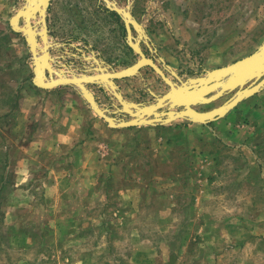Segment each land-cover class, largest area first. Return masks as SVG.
I'll return each instance as SVG.
<instances>
[{"label":"rangeland","instance_id":"374dc122","mask_svg":"<svg viewBox=\"0 0 264 264\" xmlns=\"http://www.w3.org/2000/svg\"><path fill=\"white\" fill-rule=\"evenodd\" d=\"M117 1L127 5V0ZM139 1L152 12L147 23L152 25L154 21L166 27L157 33L156 39L166 47L167 55L184 79L246 56L264 40V0ZM23 2L0 0V127L3 129L0 131L5 138L0 137V154L9 156L5 168L0 164V264H192V258L185 254H195L198 248L205 252L201 264H210L204 261L208 259L206 253L210 254V245H201L200 237H196L206 226L200 229V225L175 223L186 211L192 218L200 212L208 216L213 208L218 218L236 220L253 212L262 216L264 208L255 207L264 205V187L254 178L250 187L236 184L238 177L231 174L228 179L216 178L211 183L213 187L203 183L208 189L204 194L193 187L187 193L184 191L188 186L186 168L178 164L179 150L172 149L171 162H167L160 135L149 137L144 129L120 133L131 141H145L140 144L147 157L144 169L140 166L141 155L137 154L139 159L133 167L138 169H126L120 163L108 167L102 164L95 179L88 175L68 178L67 182L59 178L62 191L56 193L55 184L48 177L50 169L46 165L40 168L34 165L29 181L24 184L26 192H16L20 186L12 170L19 157L26 155L25 151L20 152L18 144L24 139L28 142L33 136L30 127H26L30 121L25 120L26 111L22 116L16 111L6 115L3 105L11 100L13 93L25 96L26 100L30 95L35 96L34 88L28 85L33 76L30 49L21 33L10 35L9 31V20ZM142 72L153 91L162 94L167 89L154 72ZM130 80L131 98L137 102L153 101L145 86L141 87L135 78ZM233 94L231 91L199 108L209 110L219 106ZM33 101L24 104L27 109ZM223 120L233 124L239 137L252 136L264 143V89L240 102ZM175 122L185 123L183 119ZM5 126L9 127L5 129ZM3 143L7 145L5 152ZM27 154L30 158L34 152ZM131 154L121 157L127 160ZM56 156L52 154L44 163H56ZM130 169L133 175L128 176ZM243 186L248 191L239 192ZM14 192L21 196V203L10 201ZM199 202L202 210L195 211L194 206Z\"/></svg>","mask_w":264,"mask_h":264},{"label":"crops","instance_id":"0c3cea01","mask_svg":"<svg viewBox=\"0 0 264 264\" xmlns=\"http://www.w3.org/2000/svg\"><path fill=\"white\" fill-rule=\"evenodd\" d=\"M146 5L142 6V2L139 0H132V13L145 27L157 52H152L145 42H142V47L148 56H153L155 61L164 68L168 76L176 79L161 59H164L166 64L170 65L179 75L181 73L171 62L166 53V47L159 44V40L156 39L157 33H162L166 27L163 28L154 21H152V25L147 23L152 17V12L150 8H146ZM47 19L50 39L57 43L51 52L57 58V61L53 63L56 67H63L68 75H71L73 71L94 73V70H91L94 62L87 60L84 56L85 54L91 55L92 51L99 59L103 60L104 66L112 69L129 66L139 57L126 44L125 36L123 38L124 26L119 17L106 7L101 8L100 0H51ZM9 31L20 34L13 31L11 26ZM40 43L42 44L41 40ZM64 62L68 66H63ZM147 70L150 71L151 68H142L139 74L131 76V78H135L141 83V87L145 86L147 94L152 96L154 101V97L150 93L152 89L147 86L150 83L149 79L142 72ZM154 73L159 77L155 71ZM128 81H131L130 77L116 79L123 95L129 100H134L129 96L132 89L128 85ZM161 81L163 80L161 79ZM163 83L167 86L164 81ZM28 85L32 89L34 88L35 96L30 95L26 100L25 96L13 93L10 95L11 100L9 102L6 100L7 104L3 105L6 115L16 111L18 116H22L24 110L26 111L25 120L29 121L30 119L26 127H30V134L33 136L28 142L24 139L18 144L20 152L25 151L26 155L22 158L19 157L12 170L14 171L13 176H16L21 188H18L16 192L24 190V184L29 181L31 167L34 165L36 168L46 165V169H50L48 177L51 184L54 182L56 193L62 191V188L58 186L59 178L66 179V182L68 178L74 180L77 177L85 178L86 175L95 179L99 175V168L102 164L108 167L111 164L120 163L126 169L131 167L133 170L138 169V166L133 167L135 160L139 159L136 157L137 154L141 155L140 166L144 169L147 157L144 156L140 144H145V141H131L130 138L125 139L120 135L122 131L132 129H134L133 131L144 129L145 135H149V137L155 136L154 138H156L157 135H160L163 140V152L166 150V154L163 155L167 162H171L172 149L179 150L178 164L184 165L186 168L185 176L188 186L184 191L187 193L193 187L194 191L198 190L199 193L204 194L208 189L204 188L203 183L211 185L216 178L228 179L231 174L238 177V180L235 181L236 184L250 187L254 178L264 187V143L260 144L259 139L252 136L246 139H243L242 136L239 137L232 127L233 124L223 120L231 111L208 124L183 119L185 123L182 125L173 121L164 125L112 128L92 110L89 103L74 86L60 85L52 89H44L36 86L32 82V78ZM88 87L94 92L101 106L111 110L116 109L115 104H118V101L113 98L107 88L98 84H89ZM15 96L18 98L13 101L12 98ZM33 99L32 105L27 109L24 104ZM13 123L17 124L16 121ZM8 127L5 126V129ZM0 130H3L2 127ZM0 137L4 138L1 131ZM2 141L5 142L3 139ZM3 144L2 148L5 152L7 145ZM125 151L129 154L132 153L127 160H123L121 157L124 156ZM32 152L34 154L28 158L27 153ZM128 153L125 156L129 155ZM52 154L57 155L56 163L45 164L44 162ZM7 158L9 159L7 154H0V164L3 168L7 166ZM65 160L68 164H65ZM114 166L117 167V165ZM60 167L64 168L60 169ZM131 171V169L128 171V176L133 175ZM4 173L5 176H8L7 171ZM222 183L226 185L225 181ZM245 186L238 191H248L244 189ZM211 187L213 186L211 185ZM44 192L47 193V190ZM10 201L19 204L23 200L19 194L14 192ZM200 205V202L195 204V211L202 210ZM255 208L262 209L264 205ZM210 211L208 216L200 212V215L195 214L192 218L186 211L184 217H180L177 222L174 221L175 224L186 226L200 225V229L204 225L206 226L196 234L197 238L200 237L201 245L209 244L211 247L210 254L206 253L205 255L208 259L204 261L210 264H264V215L260 216L258 212H253L246 218L231 220V217H216L213 214L214 208ZM231 225H234V228L230 227ZM250 244L252 248H249ZM180 254L184 256L183 251ZM204 254L205 252L198 248L197 253L189 252L185 256L192 258V264H201L203 263L201 256ZM229 255L232 256L229 257ZM224 257L227 260L224 261Z\"/></svg>","mask_w":264,"mask_h":264},{"label":"water","instance_id":"95a60500","mask_svg":"<svg viewBox=\"0 0 264 264\" xmlns=\"http://www.w3.org/2000/svg\"><path fill=\"white\" fill-rule=\"evenodd\" d=\"M105 7L121 16L125 23L127 43L138 54V59L121 69L104 66L94 51L84 55L94 64V73L73 71L68 75L63 67H56L57 58L51 54L57 43L51 41L48 27V9L51 0H24L22 6L11 16L9 23L13 31L22 33L31 51L33 64L32 82L44 89L60 85H72L89 103L92 110L112 128L145 125H164L179 119L208 124L225 116L243 100L264 89V40L250 54L235 61L212 69H205L197 76L182 78L172 67L161 59L176 79L170 78L153 56H148L142 47L145 42L152 52L150 36L143 24L132 13V0L121 5L117 0H102ZM134 30L137 35H134ZM42 41V44L40 43ZM59 61V60H58ZM68 66L67 63H62ZM144 67L152 68L168 85L162 94L153 90L154 101L145 103L127 99L121 92L116 79L137 75ZM89 84L107 88L120 104L115 110L103 107ZM234 94L219 106L209 110L197 107L218 100L225 94ZM114 114L129 116L128 119Z\"/></svg>","mask_w":264,"mask_h":264},{"label":"flooded vegetation","instance_id":"af4514ba","mask_svg":"<svg viewBox=\"0 0 264 264\" xmlns=\"http://www.w3.org/2000/svg\"><path fill=\"white\" fill-rule=\"evenodd\" d=\"M100 2L102 3V5L103 6H101V8H104L105 7V5H104V2L102 1V0H100ZM118 17H119V19H120V21L122 22V25L124 26V30H125V42H126V44L127 45H129L128 43H127V39H126V35H127V31H126V27H125V23H124V21H123V19L121 18V16L119 15V14H117L116 12H114ZM134 35H137V32L134 30ZM131 48V47H130ZM133 50V49H132ZM147 54V53H146ZM148 55V54H147ZM144 68H147V67H144ZM148 68H150V67H148ZM151 72H154V70L151 68V70H150ZM166 72V71H165ZM159 77H160V75H159ZM170 77V76H169ZM161 78V77H160ZM171 78V77H170ZM162 79V78H161ZM172 79H174V78H172ZM163 80V79H162ZM164 81V80H163ZM165 82V81H164ZM167 89H168V85H167ZM154 97V96H153ZM117 100V99H116ZM118 101V100H117ZM117 105H119L120 106V104H119V102H118V104ZM200 106H202V105H200ZM200 106H198L197 108L198 109H200L199 107ZM201 110V109H200ZM187 120V119H186Z\"/></svg>","mask_w":264,"mask_h":264},{"label":"trees","instance_id":"16d2710c","mask_svg":"<svg viewBox=\"0 0 264 264\" xmlns=\"http://www.w3.org/2000/svg\"><path fill=\"white\" fill-rule=\"evenodd\" d=\"M6 33H7V32H6ZM7 35H8V34H5V37H7ZM10 35H13V34L11 33ZM2 214L4 215V213H2ZM3 215H1V216H3Z\"/></svg>","mask_w":264,"mask_h":264}]
</instances>
